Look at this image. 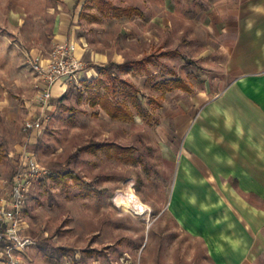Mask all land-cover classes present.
Here are the masks:
<instances>
[{"label":"rangeland","instance_id":"1","mask_svg":"<svg viewBox=\"0 0 264 264\" xmlns=\"http://www.w3.org/2000/svg\"><path fill=\"white\" fill-rule=\"evenodd\" d=\"M187 5L180 0H0V177L13 173L7 154L17 163L18 146L48 171L47 177L33 182L25 203L24 234L35 245L21 264H215L189 226L196 221V211L185 212L186 203L181 208L177 201V177L182 165L196 170L197 158L203 171L213 170L204 154L195 152L197 123L203 128L198 133L205 150L210 151L212 143L225 144L217 166L225 174L236 166L230 155L236 145L228 131L233 122L223 114L228 101L223 94L244 74L240 69L227 72L216 58L196 59L199 46L186 44L185 36L149 38V33L163 30L164 22L166 28H185L187 22L180 17ZM113 8H134L143 15L127 17ZM154 13L166 20L151 21ZM57 18L92 52L133 61L170 47L191 63L172 57L148 66L114 65L112 73L138 88L140 110L129 86L116 81L115 92H108L106 78L100 85L92 80L93 93L108 92L115 106L131 111L134 118L129 121L113 120L98 106L91 107L87 94L78 102L81 87L63 83V94L50 100L48 122L40 131L25 132L27 108L36 94L30 62L49 56ZM175 78L190 89L173 88ZM246 85L233 90L240 93ZM241 106L249 108L246 102ZM90 142L131 151L121 159L114 147L86 148L74 157ZM220 182L237 185L231 178L221 177ZM247 198L259 205L254 197ZM257 264H264V258Z\"/></svg>","mask_w":264,"mask_h":264},{"label":"crops","instance_id":"2","mask_svg":"<svg viewBox=\"0 0 264 264\" xmlns=\"http://www.w3.org/2000/svg\"><path fill=\"white\" fill-rule=\"evenodd\" d=\"M180 1L190 3L180 17L182 21L187 22L186 27L173 30L166 28V22H164L163 30L155 27L159 31L149 33V38L151 35L170 36L173 33L185 36L188 41L186 44L199 46L196 59L216 58L228 68L227 72L234 73L235 69H240L244 75L235 80L223 94L224 99L228 100L227 107L222 108L223 114H226L233 122L228 126V131L232 133L236 145L232 148L233 154H230L234 155L233 162L236 166L233 170L228 169L227 175L222 166H217L220 163V154L226 152L225 144L216 146L212 143L211 150H205L207 145L200 141L198 133L203 128L197 123L198 140L195 144L197 147L195 152L204 154V162L212 163L213 170L203 171L204 167L199 158L196 159V170H185L186 166L182 165L177 177L176 195L180 196L177 201L181 208H184L182 206L186 203L183 209L185 212L196 211V221L189 226L194 228L195 233L202 239L207 254L215 264H257L259 259L264 258V133H262L264 131V0ZM138 11L140 14L137 16L143 15L142 11ZM149 17L151 21L162 18L159 13ZM61 20L66 21V17H62ZM188 24L189 27H187ZM61 41L71 43L74 46L75 56L84 63L85 70L79 73L77 82H70L78 87H81L83 82L91 84L92 80L103 78V74L98 73L97 67L106 69L108 64H114L116 68H119L117 66L129 62L124 61L117 54L110 58L106 53L92 52L81 37L68 30V26L63 25L57 18L52 29V47ZM166 50L178 51L170 47H162L155 50V54ZM180 55V57H161L146 65L133 66H148L163 58L172 57L191 63L189 58L181 53ZM63 83L58 81L53 85L51 99L63 94L65 91ZM240 83L247 85L243 87V90L240 89L239 93L233 88H240ZM133 85L136 87L135 84ZM185 85L189 88L187 84ZM243 102H246L249 108H242ZM33 104L28 105L25 121L37 112V106ZM214 114L219 115V109L214 110ZM253 116L260 117L257 119ZM25 121L22 126L23 131ZM257 131L261 133L258 134V138H253L257 135ZM231 147L228 145L227 154ZM21 150L20 146L16 147L17 157ZM7 158L11 159L14 171L6 179L0 177V198L8 192L16 171L17 163L12 158L11 152L7 154ZM221 177L235 179L236 187L224 182L221 186L223 184L220 182ZM248 196L254 197L259 205L251 203ZM24 227L26 229L27 224Z\"/></svg>","mask_w":264,"mask_h":264},{"label":"built area","instance_id":"3","mask_svg":"<svg viewBox=\"0 0 264 264\" xmlns=\"http://www.w3.org/2000/svg\"><path fill=\"white\" fill-rule=\"evenodd\" d=\"M30 66L35 74L33 101L37 113L34 119L25 121L24 131L36 132L49 120L53 85L58 81L77 82L85 66L75 56L74 46L66 41L54 44L47 58L32 60ZM47 175L48 171L33 154L24 149L20 151L11 186L0 198V264H21L26 251L35 245L34 239L24 234V207L33 182Z\"/></svg>","mask_w":264,"mask_h":264},{"label":"trees","instance_id":"4","mask_svg":"<svg viewBox=\"0 0 264 264\" xmlns=\"http://www.w3.org/2000/svg\"><path fill=\"white\" fill-rule=\"evenodd\" d=\"M115 9V8H113ZM115 11L123 16H131L133 15V13H135L136 15L140 14V12L134 8H123V9H119L116 8ZM166 56H181L180 53L178 51H172V50H166V51H158L157 54H150V55H145L144 57H142L140 60L137 61H129V62H124L121 66H117L119 68H127L133 65H146L150 62H153V60H158L161 57H166ZM114 66V64H108V66L106 67V69H102L97 67V71L98 73H102L104 76L103 78H106V80H108L109 82V86L110 88H106L107 91L109 92V90H111L112 92H115V82H119L121 84H125L127 86H129L132 91H133V100L134 103L137 104V108L138 110L141 109V104L140 101L137 97V95L139 94L138 89L130 82H127L125 80L120 79L119 77L115 76L114 73H112L110 71V69ZM116 67V66H115ZM102 71V72H101ZM103 78L102 79H98L96 80V85H100L101 83H103ZM172 87L173 88H177V89H182L185 91H188V87L185 85V83L182 80L179 79H175L172 81ZM94 85L87 83V82H83L81 85V88L77 91V101L80 102L82 101L84 94H87V100L89 102V105L91 107H96L98 106L101 110H103L107 116H109L111 119L113 120H121V121H129V120H133V114L131 113V111H129L128 109L122 107V106H115L112 103V100H110V96L108 95L109 93L106 92L103 95H98L96 93H93L94 91ZM138 115H141L140 113ZM108 147H114V153L116 155H119V157L121 159L125 158L126 155L125 153L128 151H131V148H127V147H122L120 145H116L113 143H94V142H90L88 144L87 147H83L80 148L79 150H77L74 153V157H76V155H78L79 152L85 150L86 148H90L92 151H97L99 149L102 148H108ZM72 176V175H71ZM75 180H79L75 175L72 176Z\"/></svg>","mask_w":264,"mask_h":264}]
</instances>
